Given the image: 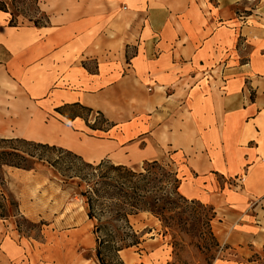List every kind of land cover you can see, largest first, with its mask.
<instances>
[{"label": "crops", "instance_id": "0c3cea01", "mask_svg": "<svg viewBox=\"0 0 264 264\" xmlns=\"http://www.w3.org/2000/svg\"><path fill=\"white\" fill-rule=\"evenodd\" d=\"M39 9L44 27H8L0 13V138L57 146L89 163L171 153L183 161L188 199L216 217L222 204L255 214L218 242L261 250L264 0H42ZM71 104L113 127L86 133L82 119L55 112ZM236 177L232 190L217 182ZM237 188L238 206L228 199Z\"/></svg>", "mask_w": 264, "mask_h": 264}, {"label": "trees", "instance_id": "16d2710c", "mask_svg": "<svg viewBox=\"0 0 264 264\" xmlns=\"http://www.w3.org/2000/svg\"><path fill=\"white\" fill-rule=\"evenodd\" d=\"M18 1L0 0V13L9 17L8 27H17L20 18L34 27L48 24L39 9L42 0H33L34 13L42 16L39 20L25 19L17 7L13 9ZM74 107L92 112L78 104L65 105L55 112L69 121L82 119L80 115L65 113ZM96 114L109 128L113 127L101 114ZM90 130L105 132L98 128ZM39 164L52 169L62 190L80 200L92 224L96 264H126L120 253L141 245V236L130 222L139 214L150 215L160 224L163 236L170 235L174 260L168 264H214L224 250L231 249L222 246L213 233L214 207L181 194L183 176L169 159L143 161L136 166L115 164L107 159L89 163L57 146L18 138L0 139V220H13L17 229L21 223L35 225L20 214L19 203L9 188L8 171L31 172ZM185 246L200 256L202 262L182 260L179 254Z\"/></svg>", "mask_w": 264, "mask_h": 264}, {"label": "rangeland", "instance_id": "374dc122", "mask_svg": "<svg viewBox=\"0 0 264 264\" xmlns=\"http://www.w3.org/2000/svg\"><path fill=\"white\" fill-rule=\"evenodd\" d=\"M16 7L25 19L31 17L39 20L42 17L34 13L33 0H19L13 5V9ZM13 12L15 13V10ZM8 19L7 15L5 25ZM29 24L21 18L17 21L19 27ZM239 45L242 43L238 39L237 47ZM247 52L248 49L244 51L242 49L243 55ZM2 57L3 53L0 51V60ZM65 113L80 115L85 123V132L88 134L100 135L90 131V128L106 130L110 127L96 112L74 107L67 109ZM163 159L175 162L184 178L186 170L180 157L164 152L156 158V160ZM123 161L129 166L142 164V162H134L135 158ZM8 173L11 179L9 188L19 203L20 214L35 226L21 223L17 229L13 220H0V264H96L93 252L94 240L91 235L92 224L84 215V210H81L80 200L62 190L53 170L39 164L35 171L24 172L12 169ZM238 181L237 177L217 178L219 186L221 188L226 186L229 190H232V186L238 185ZM190 186L191 183L187 185L183 183L182 187L190 188ZM199 191L201 193V190ZM234 193L235 195L229 193L228 199L233 200L236 205L239 197L243 195L239 193V188ZM189 199L196 200V198ZM222 207L223 204L217 206L218 216L213 223L214 234L219 240L231 225L241 219L247 223L255 217L253 211L233 207L231 211L225 212ZM222 216L227 225L224 229L219 225ZM130 222L133 229L141 236V245L120 253L121 259L126 264H168L174 260L173 249L170 246L171 237L169 234L163 236L160 224L155 219L148 214H139L131 218ZM221 245L226 244L221 243ZM226 246L231 249L224 250L214 264L264 263V247L256 251L252 245L243 246L242 249ZM179 256L182 260L202 262V258L187 246L182 249Z\"/></svg>", "mask_w": 264, "mask_h": 264}, {"label": "bare ground", "instance_id": "6f19581e", "mask_svg": "<svg viewBox=\"0 0 264 264\" xmlns=\"http://www.w3.org/2000/svg\"><path fill=\"white\" fill-rule=\"evenodd\" d=\"M180 192H181V194L182 195H184V196H186V191H185V188H183L182 187V185H181V187H180ZM187 197V196H186ZM188 198V197H187ZM81 210L83 211V208L81 207ZM83 213H84V215H85V212L83 211ZM86 216V215H85ZM157 221V220H156ZM158 222V221H157Z\"/></svg>", "mask_w": 264, "mask_h": 264}]
</instances>
